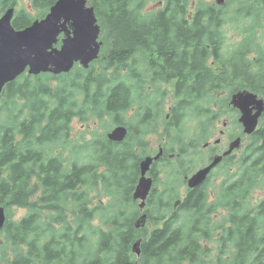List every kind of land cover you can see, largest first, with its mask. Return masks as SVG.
Returning a JSON list of instances; mask_svg holds the SVG:
<instances>
[{"label": "trees", "instance_id": "16d2710c", "mask_svg": "<svg viewBox=\"0 0 264 264\" xmlns=\"http://www.w3.org/2000/svg\"><path fill=\"white\" fill-rule=\"evenodd\" d=\"M55 1L0 0V13L20 3L13 26L23 29L43 17ZM152 1L163 3L157 12L145 9ZM232 1L220 7L206 0H87L101 26L99 58L88 69L75 65L69 73L59 75L23 73L6 84L0 95V205L8 217L12 207L25 208L27 213L19 220H8L0 231V264L204 261L206 251L196 244L192 248V203L182 207V214L155 219L153 208L159 205L155 212L167 213L173 195L150 194L148 221L152 219L155 226L137 230L134 225L139 216L132 199L138 163L153 153L149 141L145 150L143 137L157 129L153 108L160 109L166 98L164 92L148 91L141 72L146 61L155 62L162 78L190 70L192 116L196 111L201 126H206L205 113L213 101L209 93L216 98L215 93L235 82L239 74L245 77L244 89L264 99V50L258 47L261 54L249 58L254 51L255 26L246 24L243 43L238 46L225 47L223 31L227 13L259 25L264 10L253 0L248 2L252 10L242 16L243 2L233 10ZM234 56L238 57L236 70ZM143 100L149 102L147 113ZM133 108L135 117L128 119L126 113ZM75 119L83 125L90 121L130 129L132 123L137 125L122 143L108 141L106 133H91L92 139L77 143L71 135ZM164 124L160 128H164V147L168 149L176 137L169 132L171 122L164 119ZM259 132H264V114L255 130ZM159 137L160 145L163 138ZM190 149H168L179 157L157 161L151 170L154 180H159L160 162L165 169L168 164L179 169L170 168L163 175L167 187L170 181L182 180L189 171V161L183 163V158ZM68 150L72 153L66 154ZM229 220L232 225L221 243L224 250L209 259H230L231 254L230 260L236 264H264L263 213L256 219L235 216ZM138 240L140 258L132 252ZM229 245L235 250L228 254Z\"/></svg>", "mask_w": 264, "mask_h": 264}, {"label": "flooded vegetation", "instance_id": "af4514ba", "mask_svg": "<svg viewBox=\"0 0 264 264\" xmlns=\"http://www.w3.org/2000/svg\"><path fill=\"white\" fill-rule=\"evenodd\" d=\"M133 62L131 60L130 63L133 64ZM144 65L141 79L147 84L148 91L164 92L165 101L167 100L168 103L164 119L171 122L169 132L173 130L176 132V142L173 146L169 145L168 149L191 146L189 153H192L191 157L197 159L196 166L185 174L181 181H170L169 187L166 186L167 180L165 182L161 180L153 181L149 194H171L173 197L169 201L170 206L166 207L167 213L163 215L156 213L155 209L160 207L157 205L156 208H153L152 217L158 219L163 216L166 220L180 214L184 205L192 203V248L196 244L206 251L204 261L192 260V264H236L237 262L230 259L210 261L207 257L211 250L214 251V248L210 246L211 242L217 243V252L224 250L221 243L227 239L224 234L228 232V228L232 225V220L229 219H234L235 216L241 219L245 217L256 219L261 213L264 215V132H254L249 136L243 135L242 126L239 124V110L230 103L231 96L236 91L244 90L245 77L243 74H239L237 80L227 85L226 89L223 90L226 95L222 97L220 103L213 99L216 103L209 107L210 111L208 110V113H205L206 127L209 129L215 126V122L217 124L220 121L222 122L218 136L210 141V138L207 137L209 135L208 131L207 136L196 137L198 140H195L194 137L191 138L186 135L183 125L192 121V74L189 75L190 70L185 75L175 74L168 78H162L161 72L155 70V62L146 61ZM230 90L232 93H230ZM156 98L159 100V97ZM143 101L144 112L147 113L149 102L148 100ZM195 113L196 115H193V117L199 120L196 111ZM263 113L259 117V121ZM136 125L135 122L132 123L133 129L126 126L128 135L135 132ZM116 126L118 125L113 126V128ZM235 127L237 128L235 129ZM144 135L145 150H147L149 132ZM250 136L255 137L250 139ZM239 137L241 138L240 146L224 156L222 161L210 171L206 179L195 186H188L185 177L189 178L198 169L210 163L214 156L222 155L229 148L230 143ZM245 138L249 140L248 144L246 143L247 147L242 145ZM200 139L202 144L199 150L202 154H207L204 158L196 153L201 143ZM159 149H162V153L156 161L165 158L175 161L179 157V154L169 153L163 142L158 145L157 150ZM148 155L153 156L154 154L150 153ZM188 157L190 158L189 155ZM202 162L206 163L201 164ZM219 175H221V179H218ZM177 183L183 184L182 187L178 188ZM34 198H36V195ZM147 204L148 199H146L145 205L147 218L143 228L151 229L155 226V222L152 219L148 221ZM221 214L226 215L225 219L218 220V223L212 227L214 218ZM149 222H152V224L148 227ZM214 233H216L215 236ZM234 250L231 245L227 246L228 254Z\"/></svg>", "mask_w": 264, "mask_h": 264}, {"label": "water", "instance_id": "95a60500", "mask_svg": "<svg viewBox=\"0 0 264 264\" xmlns=\"http://www.w3.org/2000/svg\"><path fill=\"white\" fill-rule=\"evenodd\" d=\"M225 1L215 0V3L223 6ZM13 14L14 7H9L0 17V94L7 83L16 80L25 71L30 75H58L70 72L76 63L88 68L99 57L102 45L99 40L100 25L93 6L88 5L87 0H56L43 18L34 20L20 30L11 24ZM230 103L239 110V123L243 132H254L264 110V100L252 91L240 90L232 95ZM126 136L127 128L124 125L114 127L106 135L113 142H122ZM239 145L240 138H237L222 155L215 156L208 165L189 178L186 177L188 186L203 181L222 157ZM161 153L162 149H159L156 155L143 157L138 164L139 178L132 194L133 199L139 203L141 213L134 222L137 230L146 222L143 209L153 181L147 172ZM4 222L5 213L0 206V229ZM139 246L140 240L132 245V251L137 257L140 255Z\"/></svg>", "mask_w": 264, "mask_h": 264}, {"label": "rangeland", "instance_id": "374dc122", "mask_svg": "<svg viewBox=\"0 0 264 264\" xmlns=\"http://www.w3.org/2000/svg\"><path fill=\"white\" fill-rule=\"evenodd\" d=\"M206 1L210 2L212 4H215V0H206ZM241 1L243 2V5H241V7H242L241 15L244 16L247 11L252 10V8L248 4V2H251L253 0H233L232 3L229 4V6H231V9L234 10V8H236L237 6L240 5ZM23 4L25 6L28 5L27 2H23ZM258 4H259L258 7L261 10H264L263 9L264 8V0H258ZM20 5H21L20 3L17 4L16 5V9L19 8ZM162 5H163V3L159 4L157 1H152V2L147 3L145 9H146L147 12H157L158 9ZM190 10L192 11V4H191V7H190ZM32 13H33V11H32ZM227 17H228V19H227V22L225 23L224 30H223L224 33H225V36H226L225 37L226 39L224 40L225 47H227V46L230 47V46H235V45L238 46L239 44L243 43V31L246 29V24L250 23L253 26H255L254 30H257V35L254 38V41L251 42V44L254 45L252 47L254 49V51H252L249 54V58H254L255 56H259L261 54L262 50L259 49L257 51L258 47H261L264 50V17L260 21L259 25H255L253 23V21H251L250 19H248V20L242 19L241 20L240 17H233L232 18L231 13H227ZM110 30H111V28H110ZM137 60H138V58H136L134 60V62L137 61ZM237 66H238V57L234 56V67H235V70L237 69ZM139 68H140V65L137 67V71L139 70ZM232 73H233V71L231 69H229L228 72H227L228 75H231ZM53 85H55V84H53ZM222 91H220L219 93H215L216 98L212 97V94H214V93H209L208 97H210L211 99H216L219 102L222 99V97H224L226 95V92H222ZM214 103H216V102L212 101V104L210 106H212ZM167 105H168V103H167V100H166L163 103V105L161 106L160 109L153 108V112L156 114L155 119L158 121V126H157V129L154 130L153 132L149 133L151 135H149L147 137V141H149V147L152 148V149H150V151L153 152L152 154H155V152L157 151V147L159 145V139H160L159 135L163 138V143L166 142L165 139H164V136H163L164 128H160V126L165 125L164 124V115L166 113L165 110H167ZM216 106H217V104H216ZM163 107H164V110H163ZM126 116L128 117V119L130 117L135 116V109L133 108V110H131L130 112L126 113ZM129 122H131V121H129ZM183 125H184V129L186 131V135H188L189 137H191V138L194 137L195 140H198V138H196V137H200L201 138L204 135L207 136L208 135V131H209V135L207 137H209L210 141H212L215 137L218 136L219 129H221V127H222V122L220 121L219 124H217L215 122V126L213 128L209 129L208 127H206L204 125L201 126L200 121L192 116V121H190L188 124L184 123ZM113 126L114 125L110 126V124L107 121H102V122H100V121H97V122L90 121L89 123L83 125L81 122H79L77 119H75L72 122L71 135H72V138L75 141H77V143H84L85 140L92 139L93 135L91 133H107L111 128H113ZM236 128L237 127H235V129ZM201 133H203V134H201ZM81 134H84V136H82ZM175 134H176V132H175V130H173L171 132V136H175ZM199 141L201 142L202 140L200 139ZM248 141L249 140H247L245 138L243 140V144L242 145L247 147V144H248L247 142ZM175 142H176L175 140L171 139L170 142H169V145L173 146L175 144ZM201 144H202V142L200 143L196 153L199 154V156L201 158H204L207 154L204 155V154L201 153V150H199L201 148ZM137 149L138 150L136 152L140 153L139 147ZM71 153L72 152L68 150L66 154H71ZM189 156H190V158L188 156H185L183 158V160H184L183 163H187L189 161V171H190L192 168H194L196 166L197 159L191 157L192 153L189 154ZM204 163H206V162H202L201 164H204ZM154 166H155V164L153 165V167ZM169 166H170V164H168V169L173 168L175 172H178L179 169L176 168V164H172V166H170V167ZM153 167H152V169H153ZM158 168L160 170L159 173L156 171V173L158 174V178H159V180L165 182V179H163L162 177H163V175L166 173V171L168 169L164 168V163L163 162L159 163ZM163 168H164V170H161ZM215 172H217V171H215ZM182 177H183V175H182ZM218 179H221V175H219ZM179 181H181V179ZM177 185H178V188H181L183 184L181 185L180 183H177ZM263 190H264V188H263ZM92 194H94V192ZM96 199L97 198H95L94 200H96ZM103 199H106V197H104ZM26 213H27L26 209H23V208L15 209V208H12L11 209V213H10L8 218H9V220L10 219L18 220L19 217L20 218L23 217L24 215H26ZM180 214H182V211H181ZM225 217H226L225 214H221L217 218H214L215 220L212 222V227L215 224L218 223V220H220V219L224 220ZM150 224H152V222L148 223V227H149ZM146 230H147V228H146ZM215 235H216V233H214V236ZM214 236H212V237H214ZM210 246L214 248V251L211 250V252L208 254V257H207L208 260H210L209 256L213 258L216 255L218 256V254H219V251L217 252V243L211 242ZM229 256H230V259H231V257H232L231 254Z\"/></svg>", "mask_w": 264, "mask_h": 264}]
</instances>
